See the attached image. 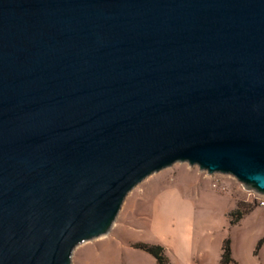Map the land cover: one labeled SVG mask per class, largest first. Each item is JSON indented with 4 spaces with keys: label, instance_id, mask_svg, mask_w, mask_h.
Returning a JSON list of instances; mask_svg holds the SVG:
<instances>
[{
    "label": "water",
    "instance_id": "95a60500",
    "mask_svg": "<svg viewBox=\"0 0 264 264\" xmlns=\"http://www.w3.org/2000/svg\"><path fill=\"white\" fill-rule=\"evenodd\" d=\"M185 162L264 195V0H0V264H72Z\"/></svg>",
    "mask_w": 264,
    "mask_h": 264
},
{
    "label": "rangeland",
    "instance_id": "374dc122",
    "mask_svg": "<svg viewBox=\"0 0 264 264\" xmlns=\"http://www.w3.org/2000/svg\"><path fill=\"white\" fill-rule=\"evenodd\" d=\"M214 183L219 184L218 188H214ZM221 187L225 190L220 191ZM243 189L232 176L208 175L197 166L176 163L136 186L123 203L110 233L78 246L73 252L72 264H115L125 259L129 250H139L134 247L135 243L160 245L168 259L176 263L178 250L184 249L187 201L192 203L193 217L201 219L197 220L198 227L205 225L212 230L229 219L225 212L229 205L235 204L234 210L240 205L260 208ZM252 222L251 219L245 222L239 237L252 233L248 229ZM125 244L128 251L122 248ZM187 245L194 249H215L217 240L206 241L196 234Z\"/></svg>",
    "mask_w": 264,
    "mask_h": 264
},
{
    "label": "crops",
    "instance_id": "0c3cea01",
    "mask_svg": "<svg viewBox=\"0 0 264 264\" xmlns=\"http://www.w3.org/2000/svg\"><path fill=\"white\" fill-rule=\"evenodd\" d=\"M235 209V204L227 207V216L229 219L219 227L207 229L205 225L198 227V218L193 217L191 211L192 203L187 201L186 210L188 215L185 220V236L184 249H179L177 253V261L169 260L172 264H221L223 245L226 240H230L232 248L233 264H264V243L261 245L258 253L256 250L261 240H264V207L254 208L253 211L246 214L237 224H231V212ZM252 220V224L248 225V229L252 233L238 236L240 231L244 230V225L248 220ZM201 220V219H200ZM198 220V222H200ZM229 223V224H228ZM229 229V231H227ZM237 233V234H236ZM198 234L201 239L206 241L217 240V246L213 248H191L187 242ZM128 245H122L123 250H127ZM129 248V247H128ZM128 251V250H127ZM117 260V259H116ZM115 264H158L150 254L139 250H129L128 256Z\"/></svg>",
    "mask_w": 264,
    "mask_h": 264
},
{
    "label": "trees",
    "instance_id": "16d2710c",
    "mask_svg": "<svg viewBox=\"0 0 264 264\" xmlns=\"http://www.w3.org/2000/svg\"><path fill=\"white\" fill-rule=\"evenodd\" d=\"M241 208H244L245 211L241 212ZM254 208L251 206L245 207L244 205H240L237 210H233L230 214L231 221L230 223L233 225L240 222L243 217L248 214L250 211L252 212ZM264 243V240H261L258 244V248L256 250V253H258L261 245ZM134 247L139 250H143L149 254L152 255L153 258L157 261L158 264H171L168 257L165 254L164 247L160 245H152L147 243H135ZM223 251L221 258V264H233V258H232V248H231V242L230 240H226L223 245Z\"/></svg>",
    "mask_w": 264,
    "mask_h": 264
},
{
    "label": "built area",
    "instance_id": "2783aa9c",
    "mask_svg": "<svg viewBox=\"0 0 264 264\" xmlns=\"http://www.w3.org/2000/svg\"><path fill=\"white\" fill-rule=\"evenodd\" d=\"M213 186H214V188H218L219 184L218 183H214ZM224 188L225 187H221L219 189H220V191H224L225 190ZM243 188H244L243 190L245 192H247V194H249V196H251V198L253 200V203L255 205H257V207H264V195L256 193V192H254L252 190H248L244 186H243Z\"/></svg>",
    "mask_w": 264,
    "mask_h": 264
}]
</instances>
